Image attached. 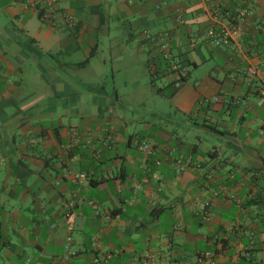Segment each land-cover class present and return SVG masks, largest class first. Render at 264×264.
I'll use <instances>...</instances> for the list:
<instances>
[{
	"label": "crops",
	"instance_id": "crops-1",
	"mask_svg": "<svg viewBox=\"0 0 264 264\" xmlns=\"http://www.w3.org/2000/svg\"><path fill=\"white\" fill-rule=\"evenodd\" d=\"M213 7L253 11L229 46L205 42ZM46 10L0 0V264H264V0ZM113 19L128 34L112 46L117 81L141 82L128 93L117 83V104L71 77L92 65Z\"/></svg>",
	"mask_w": 264,
	"mask_h": 264
},
{
	"label": "rangeland",
	"instance_id": "rangeland-1",
	"mask_svg": "<svg viewBox=\"0 0 264 264\" xmlns=\"http://www.w3.org/2000/svg\"><path fill=\"white\" fill-rule=\"evenodd\" d=\"M37 22H38V19L35 18L33 20V23L35 26H37L38 24L37 26L38 28L44 25L42 22H39V23ZM117 26H119L120 28H117ZM100 30L101 31L96 36L98 38L99 48L96 51V54H93L90 57L92 58V65L87 67L83 71H78V72L75 71L74 73H72L71 77L73 78V81L75 80L74 82H76L77 84L79 83H90V84L93 83L94 84L95 83V84L100 85L101 88L104 87L107 91V94L110 96V98H113V104H117L116 99L114 98V93H115V90L117 89V83L119 84L120 89L123 93L124 92L128 93V91L131 88L140 87L141 82L135 79V81H132V83H135V84L130 83V85L126 87L125 84L123 83V80L120 79L117 81V62L115 61L112 63V60H111L113 59L112 54L117 53V48H112V46H113L114 41L117 42V36H119L120 38L128 36V34L126 33L127 31H125L126 30L125 27L123 25L120 26L117 20L113 19L110 21V26H108V30L103 27ZM220 47H224V46H219L217 48H220ZM131 52L133 53V51ZM79 55L80 54H77L76 56H74V59L76 57L80 59L81 57H79ZM82 59H85V58H82ZM26 63L27 65H25L26 66L25 75H26L27 80H29L31 83L32 82L38 83V81L35 80V78H32L34 72L35 73L39 72L37 66L34 63H32L31 60H27ZM131 67L133 68L134 65H132ZM195 70L196 69L193 66L190 69L192 76L188 79L191 80L192 83L194 82L193 78L196 75ZM113 75H116V80L113 79L112 77ZM161 81L160 80L157 81L159 86H162L165 82L162 79ZM97 91L98 90H96L95 92ZM96 96L101 97L99 94ZM91 100H92V97L84 96L83 99H81V103L79 105H83V106L91 105L92 104ZM76 101L77 99L74 100L75 103ZM143 102L146 106H149L150 104L152 105V99L148 97L144 98ZM70 103L72 104V101H70ZM122 104L127 105V106H132V107L137 105V103L133 102V100L131 99H123ZM206 146H208V144L205 143V147Z\"/></svg>",
	"mask_w": 264,
	"mask_h": 264
},
{
	"label": "built area",
	"instance_id": "built-area-1",
	"mask_svg": "<svg viewBox=\"0 0 264 264\" xmlns=\"http://www.w3.org/2000/svg\"><path fill=\"white\" fill-rule=\"evenodd\" d=\"M47 2V9L46 15L44 18H49V16L54 12L56 0H46ZM211 15L215 21V24L211 26L206 35H205V42L206 44L212 47H219V46H229L232 42L238 39L240 34V23L248 16L252 14V9L250 7H241L240 9L236 10L234 14H230L228 12L222 13L219 8L213 7L210 9ZM73 22V20L71 21ZM165 59H170V54L166 52L164 54ZM175 70H178L175 66L172 67ZM257 70H253L252 74H256ZM186 77L185 72H178L177 79L175 82L176 87H180ZM208 102H218L219 98H214L213 100H207ZM143 150H149L148 145L142 146ZM181 164L179 163V167ZM86 178L84 174H76L73 177L74 182H79L80 180ZM70 211L66 214L67 216L71 215L72 209L75 207L74 202H70L69 204ZM93 246H97V242L94 241ZM66 249L69 250V244L66 245ZM144 264H149L148 261H144ZM97 264H101L97 262Z\"/></svg>",
	"mask_w": 264,
	"mask_h": 264
},
{
	"label": "trees",
	"instance_id": "trees-1",
	"mask_svg": "<svg viewBox=\"0 0 264 264\" xmlns=\"http://www.w3.org/2000/svg\"><path fill=\"white\" fill-rule=\"evenodd\" d=\"M45 10V9H44ZM43 14H44V12H43ZM43 14H41V18L44 16ZM167 66H171V65H169V64H167ZM171 68V67H170ZM169 69V68H168ZM154 74H153V77H152V79H151V81H152V83L154 84Z\"/></svg>",
	"mask_w": 264,
	"mask_h": 264
}]
</instances>
